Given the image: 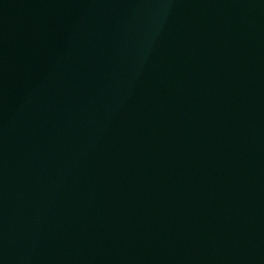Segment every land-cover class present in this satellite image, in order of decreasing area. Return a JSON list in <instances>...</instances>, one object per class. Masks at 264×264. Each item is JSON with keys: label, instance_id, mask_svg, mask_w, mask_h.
Segmentation results:
<instances>
[{"label": "water", "instance_id": "water-1", "mask_svg": "<svg viewBox=\"0 0 264 264\" xmlns=\"http://www.w3.org/2000/svg\"><path fill=\"white\" fill-rule=\"evenodd\" d=\"M0 264H264V0H0Z\"/></svg>", "mask_w": 264, "mask_h": 264}]
</instances>
